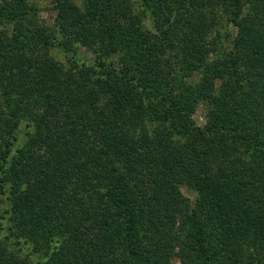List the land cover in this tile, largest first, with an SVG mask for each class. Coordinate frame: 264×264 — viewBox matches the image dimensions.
<instances>
[{
  "label": "trees",
  "instance_id": "1",
  "mask_svg": "<svg viewBox=\"0 0 264 264\" xmlns=\"http://www.w3.org/2000/svg\"><path fill=\"white\" fill-rule=\"evenodd\" d=\"M51 1L0 2V264H264V0Z\"/></svg>",
  "mask_w": 264,
  "mask_h": 264
},
{
  "label": "rangeland",
  "instance_id": "2",
  "mask_svg": "<svg viewBox=\"0 0 264 264\" xmlns=\"http://www.w3.org/2000/svg\"><path fill=\"white\" fill-rule=\"evenodd\" d=\"M1 1L2 0H0V2ZM33 1L36 2L40 8L41 20L46 25L52 26L55 22V17H56V10L54 9L52 1L51 0H33ZM83 51H84L85 59L87 61H89L92 58V54L86 48H84ZM196 119L200 125H203L206 123V121L208 119V110L205 108L204 105H200L198 107L197 113H196ZM181 190H182L183 194L185 196H187V198L192 203H194L196 201V198H197L196 191H194L193 189H191L190 187H188L186 185H182ZM9 245L13 250L19 249V246H20L14 242L13 238L11 240H9ZM19 252L22 254L23 257H24V255L25 256L27 255L31 261H35V259L37 257L35 254L29 253V252H31V250L28 249L27 246H24L23 249L19 250Z\"/></svg>",
  "mask_w": 264,
  "mask_h": 264
}]
</instances>
